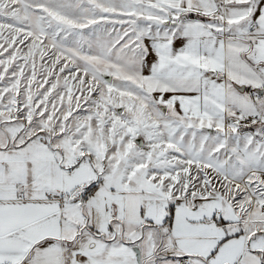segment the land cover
<instances>
[{
  "label": "snow or ice",
  "instance_id": "obj_1",
  "mask_svg": "<svg viewBox=\"0 0 264 264\" xmlns=\"http://www.w3.org/2000/svg\"><path fill=\"white\" fill-rule=\"evenodd\" d=\"M0 264H264V0H0Z\"/></svg>",
  "mask_w": 264,
  "mask_h": 264
}]
</instances>
